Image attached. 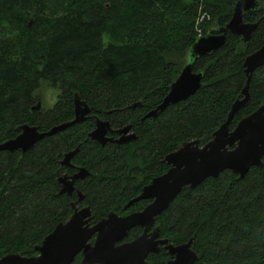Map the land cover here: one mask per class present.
Returning <instances> with one entry per match:
<instances>
[{
    "label": "trees",
    "instance_id": "trees-1",
    "mask_svg": "<svg viewBox=\"0 0 264 264\" xmlns=\"http://www.w3.org/2000/svg\"><path fill=\"white\" fill-rule=\"evenodd\" d=\"M236 1L0 0V143L25 123L45 131L72 120L75 93L91 107L86 120L29 151L0 152V257L38 254L35 247L74 212L77 190L84 195L77 206L90 207L92 225L110 212L144 209L150 199L127 204L167 172L166 156L185 141L212 139L243 98L246 56L264 45V0L244 13L245 22H259L248 45L229 34L225 48L194 60L204 76L193 96L145 116L168 94L200 31L218 33ZM47 86L60 90L57 101L34 109ZM249 92L231 130L264 105V66L252 73ZM97 117L110 121L114 138L126 125L136 138L100 144L89 137ZM77 147L73 166H63L60 160ZM81 167L90 174L76 180L72 195L61 193L60 177ZM155 224L171 243L192 239L200 263L264 264V165L243 178L225 170L185 187ZM141 233L133 228L126 240ZM169 257L162 249L149 260Z\"/></svg>",
    "mask_w": 264,
    "mask_h": 264
},
{
    "label": "water",
    "instance_id": "water-1",
    "mask_svg": "<svg viewBox=\"0 0 264 264\" xmlns=\"http://www.w3.org/2000/svg\"><path fill=\"white\" fill-rule=\"evenodd\" d=\"M262 5L260 0H238L233 6L232 17L218 33L201 35L188 50V61L170 86L161 104L147 113L145 117H157L159 112L193 96L201 87L203 71H195V59L207 56L225 48L228 35L240 36L243 45H248L259 22H245L244 13L253 12ZM248 79L242 91L243 98L232 105L227 120L214 132L206 144L199 140L185 141L175 151L166 156L169 169L143 187L141 193L128 202L127 206L142 199L151 201L140 211L127 215L110 212L107 217L91 224L90 207L79 208L84 195L77 190V179L86 178L90 172L81 167L74 174L60 177L61 193L72 195L76 190L79 196L73 202L74 212L66 222L59 223L40 245L35 247L36 255L8 253L0 257V264H73L76 257L82 258L77 264H150L149 254L158 253L162 245L173 257L167 264H220L200 263L198 254L192 249V239L174 244L167 238H160V228L155 226L156 217L162 214L172 201L189 186L196 187L210 177H218L225 170H231L243 178L252 167L264 165V105L243 117L230 129L234 117L250 100L249 83L252 73L264 66V45L248 54L244 60ZM42 107L41 101L34 109ZM91 112L89 104L78 93L74 95V118L41 131L36 125L23 124L21 132L12 139L0 143V152L29 151L36 143L60 133L67 128L86 120ZM131 125L118 130L114 138L111 123L97 117L96 127L89 137L102 145L109 142L125 143L136 138ZM77 147L67 152L60 160L63 166L71 167L73 157L79 152ZM141 227L142 233L133 240H126L129 232Z\"/></svg>",
    "mask_w": 264,
    "mask_h": 264
},
{
    "label": "rangeland",
    "instance_id": "rangeland-1",
    "mask_svg": "<svg viewBox=\"0 0 264 264\" xmlns=\"http://www.w3.org/2000/svg\"><path fill=\"white\" fill-rule=\"evenodd\" d=\"M107 38L108 37H106V39ZM42 92L43 98L41 97V104L44 105L46 109L51 108L57 101L60 90L47 86V88L43 87Z\"/></svg>",
    "mask_w": 264,
    "mask_h": 264
},
{
    "label": "flooded vegetation",
    "instance_id": "flooded-vegetation-1",
    "mask_svg": "<svg viewBox=\"0 0 264 264\" xmlns=\"http://www.w3.org/2000/svg\"><path fill=\"white\" fill-rule=\"evenodd\" d=\"M155 222H156V221H155ZM155 226H156V224H155ZM142 230H143V229H142ZM160 238H163V237L160 236ZM162 249L166 250V251L168 252V254H169V251L165 248L164 245H162V246L160 247V250H159L158 253H151V254H149L147 260H148V262H149L150 264H152V262L149 260V257H150L151 255H158V254L161 252ZM169 256H170V257H169L168 259H166V260H162V259H161V263H162V264H167L168 261H169L170 259L173 258L170 254H169ZM155 264H159V261L156 260V261H155Z\"/></svg>",
    "mask_w": 264,
    "mask_h": 264
},
{
    "label": "built area",
    "instance_id": "built-area-1",
    "mask_svg": "<svg viewBox=\"0 0 264 264\" xmlns=\"http://www.w3.org/2000/svg\"><path fill=\"white\" fill-rule=\"evenodd\" d=\"M202 35V32L200 31V36Z\"/></svg>",
    "mask_w": 264,
    "mask_h": 264
}]
</instances>
